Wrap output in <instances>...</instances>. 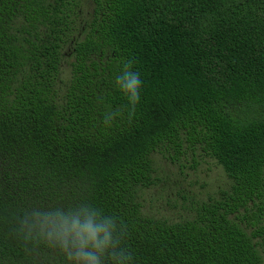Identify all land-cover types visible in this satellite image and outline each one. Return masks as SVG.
Segmentation results:
<instances>
[{
    "label": "trees",
    "instance_id": "trees-1",
    "mask_svg": "<svg viewBox=\"0 0 264 264\" xmlns=\"http://www.w3.org/2000/svg\"><path fill=\"white\" fill-rule=\"evenodd\" d=\"M84 208L131 264H264V0H0V264H69L26 236Z\"/></svg>",
    "mask_w": 264,
    "mask_h": 264
},
{
    "label": "clouds",
    "instance_id": "clouds-1",
    "mask_svg": "<svg viewBox=\"0 0 264 264\" xmlns=\"http://www.w3.org/2000/svg\"><path fill=\"white\" fill-rule=\"evenodd\" d=\"M130 68L131 62H126L116 83L134 108L140 99L141 81ZM37 237L50 246L58 247L69 264H104L105 260L109 264L132 262V253L122 246L124 236L117 233L115 222L108 218L101 222L95 213L89 214L87 208L71 221L59 213L55 218L43 216L37 235L26 236L28 239Z\"/></svg>",
    "mask_w": 264,
    "mask_h": 264
},
{
    "label": "rangeland",
    "instance_id": "rangeland-1",
    "mask_svg": "<svg viewBox=\"0 0 264 264\" xmlns=\"http://www.w3.org/2000/svg\"><path fill=\"white\" fill-rule=\"evenodd\" d=\"M198 182L195 186L185 184L186 189H193L200 198L208 197V192L213 193L219 187H222L226 181L223 170L217 167L214 162L203 164L199 171L192 175Z\"/></svg>",
    "mask_w": 264,
    "mask_h": 264
}]
</instances>
